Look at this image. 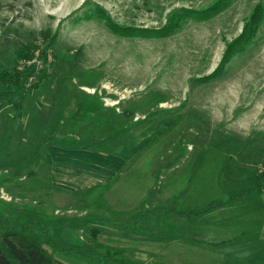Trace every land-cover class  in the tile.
Segmentation results:
<instances>
[{"label": "rangeland", "instance_id": "1", "mask_svg": "<svg viewBox=\"0 0 264 264\" xmlns=\"http://www.w3.org/2000/svg\"><path fill=\"white\" fill-rule=\"evenodd\" d=\"M261 4L0 0V72L23 67V47L49 55V78L37 91L7 95L0 87V228L40 210L56 218L53 237L64 247L96 250L97 241L144 264L262 261V198L241 193L264 164V23L245 51L222 63ZM214 8L222 11L181 24L184 14ZM126 140L150 148L134 181L137 195L148 193L146 212L115 214L99 191L61 193L39 176L51 143L108 149ZM219 201L229 202L200 217L172 211ZM49 251L60 264H109Z\"/></svg>", "mask_w": 264, "mask_h": 264}, {"label": "trees", "instance_id": "2", "mask_svg": "<svg viewBox=\"0 0 264 264\" xmlns=\"http://www.w3.org/2000/svg\"><path fill=\"white\" fill-rule=\"evenodd\" d=\"M216 11L218 12H215V10L210 13L192 11L181 16V24L183 25L185 20L192 16L206 20L220 13L222 10L218 8ZM172 19L173 17L171 21ZM171 21L169 24L172 28L176 29L180 25L179 22L175 21L171 23ZM263 23L264 5L261 4L252 14L237 42L229 46L222 63L228 62L229 58L233 55L245 51L257 35ZM36 53L37 50L30 46L23 47L17 52V60L23 63V67H16L12 70H3L0 72V87H5L7 95L22 90L30 93L39 89L41 84L49 78V72L47 70L49 55L47 50L42 51L38 56ZM16 106L19 110L22 109V104ZM263 181L264 178L260 174L257 175L253 184L244 190L241 196L255 191L262 192ZM112 185L113 182L104 187V189L108 190ZM229 201L212 202L202 209L172 211H175L179 215H187L188 217H200L204 214L214 212ZM29 214L30 216L27 219L15 216L13 220L11 219L12 221L10 220L9 226L0 228V264H60L54 255L50 253V248L54 252L60 251L65 254H73L91 262H95L93 261L95 259L94 257H102V259L108 260L109 264H144L141 261L128 259L125 256L126 249H116L109 245L98 243L97 241H95L96 250L85 245L61 246L53 237V230L56 228V218L40 210L31 211ZM97 232V229L93 230V233Z\"/></svg>", "mask_w": 264, "mask_h": 264}, {"label": "crops", "instance_id": "3", "mask_svg": "<svg viewBox=\"0 0 264 264\" xmlns=\"http://www.w3.org/2000/svg\"><path fill=\"white\" fill-rule=\"evenodd\" d=\"M35 91L37 90L32 92ZM1 102L4 103L5 101ZM26 103L27 100L25 99L24 105L22 104L23 109H26ZM129 141L130 140L113 143L108 149H102L100 147L95 149L68 147L56 141L46 146V154L50 161L46 166L39 167V173H41L39 176L42 175L46 177L47 183L43 182L46 187L61 193H83L84 196H86L89 193L99 191L101 194L98 201L115 214L127 215L139 210L146 212L145 208L148 207L145 205L146 202L144 200H146L148 193L146 195L145 193L137 195L135 192V185L138 183L136 180L137 184H134V181L139 167L141 163H143L140 162V160L145 158L143 156L139 159V155L146 148L147 150L145 153H147L150 148L148 147L149 145L134 147L133 145H128ZM15 146L21 149L19 145ZM10 149H12V147L9 146L8 149L1 150V153L7 154ZM152 152L153 151L148 155L150 156ZM148 155L146 157H148ZM163 158L164 156L159 157V160ZM4 159H6V157H4ZM4 159H2L0 155V161ZM45 168H47V175L45 174ZM112 182L113 185L108 190H105L104 187ZM257 193H259L258 197L262 198V200L259 201L260 203L255 202V211L259 213L261 211L264 212V191ZM140 198L143 199L139 200ZM220 240L221 239L217 236L213 242L217 244L220 243ZM76 245H80V243H73L71 246ZM242 246L244 247L245 244ZM76 258L78 259V257ZM80 258L81 257H79V259ZM225 258L226 256L222 260L227 259ZM233 258L237 260L238 263L241 261V259L237 257L233 256ZM222 263L223 261L217 264ZM245 263H247L246 260L243 261V264ZM263 263L264 259L257 262V264Z\"/></svg>", "mask_w": 264, "mask_h": 264}, {"label": "built area", "instance_id": "4", "mask_svg": "<svg viewBox=\"0 0 264 264\" xmlns=\"http://www.w3.org/2000/svg\"><path fill=\"white\" fill-rule=\"evenodd\" d=\"M90 91L91 93H95V90H88ZM258 172L260 175H263L264 176V164H262L259 168H258Z\"/></svg>", "mask_w": 264, "mask_h": 264}]
</instances>
